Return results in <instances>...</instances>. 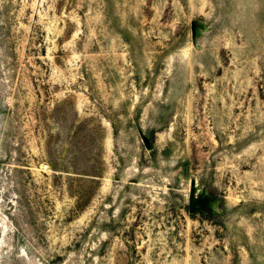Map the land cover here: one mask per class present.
I'll list each match as a JSON object with an SVG mask.
<instances>
[{
	"label": "rangeland",
	"instance_id": "374dc122",
	"mask_svg": "<svg viewBox=\"0 0 264 264\" xmlns=\"http://www.w3.org/2000/svg\"><path fill=\"white\" fill-rule=\"evenodd\" d=\"M0 264H264V0H0Z\"/></svg>",
	"mask_w": 264,
	"mask_h": 264
},
{
	"label": "water",
	"instance_id": "95a60500",
	"mask_svg": "<svg viewBox=\"0 0 264 264\" xmlns=\"http://www.w3.org/2000/svg\"><path fill=\"white\" fill-rule=\"evenodd\" d=\"M191 207H194V197H193V194H192V198H191Z\"/></svg>",
	"mask_w": 264,
	"mask_h": 264
}]
</instances>
